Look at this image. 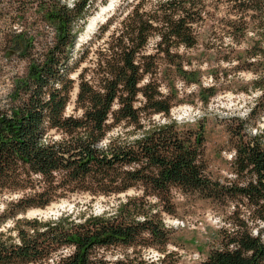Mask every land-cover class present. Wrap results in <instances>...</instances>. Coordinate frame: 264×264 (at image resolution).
I'll use <instances>...</instances> for the list:
<instances>
[{"label": "trees", "instance_id": "16d2710c", "mask_svg": "<svg viewBox=\"0 0 264 264\" xmlns=\"http://www.w3.org/2000/svg\"><path fill=\"white\" fill-rule=\"evenodd\" d=\"M0 1L1 42L28 60L12 103L0 109V195L17 194L0 209V264H178L172 253H164L170 233L161 216L174 212V188L219 201H245L247 219L264 225V132L232 135L237 179L222 183L207 174L203 128H180L169 116L177 102L172 78L191 72L182 51L197 44L189 24L201 14L198 2L140 0L118 10L103 26L102 35L107 34L98 37L102 42L93 57L81 53L73 69L82 61L88 64L76 70L75 81L68 68L74 24L84 20L92 0H76L72 7L60 0ZM229 1L255 25L251 47L260 45V51L250 57L264 60V0ZM40 22L53 28L54 37L37 52L32 31ZM245 28L228 33L245 38ZM254 73V85L264 91V71ZM75 83L80 114L66 115ZM214 88L201 92L212 96ZM261 101L264 93L255 105ZM130 189L141 190V198L119 203L111 215L27 216L30 209H44L77 192L107 196ZM149 196L156 199L153 204ZM233 215L232 229L220 231L219 246L200 264H264V227L253 233L238 209ZM114 246L154 247L163 255L110 260L104 251Z\"/></svg>", "mask_w": 264, "mask_h": 264}, {"label": "rangeland", "instance_id": "374dc122", "mask_svg": "<svg viewBox=\"0 0 264 264\" xmlns=\"http://www.w3.org/2000/svg\"><path fill=\"white\" fill-rule=\"evenodd\" d=\"M60 1L72 7L76 0ZM137 1L140 2V0H117L111 9L99 17L95 28L87 32L85 27L88 20L109 0L90 2L86 7L84 20L78 19L74 24L76 38L70 52L72 60L68 63L69 75L72 79L76 81L77 71L88 64L82 61L80 65L78 64V69H73L77 66L76 62L80 60L81 53L87 52L88 59L92 58V51L102 42L98 37H104L107 34L102 35L107 19L116 16L118 10L130 9ZM195 1L198 2L196 9L198 8L201 14L189 26L196 33L197 44L194 48L182 51L189 62L184 67L191 72L184 78L179 75L173 76L171 83L177 102L171 108L169 116L179 123L180 128H198L199 126L203 128L207 174L213 180L232 183L237 179L233 166L232 135L236 132L249 134L264 132V101L255 105L264 91L254 85L256 78L254 71L259 73L264 71V60L254 61L250 57L251 53L260 51V45H256V48L251 47L254 39L252 31L255 25L246 18L240 17L231 6V1ZM36 16L38 15L32 14L33 19ZM29 19L33 20L31 17ZM244 21L246 23L242 24ZM40 23L34 26L35 30L32 31L37 52L45 49L54 37L53 28L44 22ZM158 26L162 24L158 23ZM244 27L248 31L245 38L233 39L228 33L234 32L235 28ZM3 29L4 27L0 26V30ZM1 35L0 33V37ZM154 42V37L149 39V50L154 47ZM252 62L254 65H251ZM165 66L166 64L162 68ZM27 67L28 60L12 52L0 39V109H5L12 103L15 83L27 73ZM171 68L168 66V69ZM211 85L215 87L214 95L209 96V92H201L202 89ZM162 91L165 93L167 88L163 86ZM76 93L77 84L75 83L65 109L66 115L80 114V110L75 106ZM204 98H207V102H202ZM154 118L161 121L164 117L155 115ZM116 130L119 131L116 128L109 135L111 136ZM16 196L17 194L0 195V209L6 200ZM131 197L141 198V190L130 189L124 193L107 196L77 192L51 203L44 209H30L27 216L36 215L35 213H40L39 215L43 217L57 216L63 211H73L75 216L101 213L111 215L115 213L119 203H124ZM172 197L173 214L161 213L165 227L170 233L164 253H172L178 264H200L211 249L218 247L220 231L232 229L231 223L236 209L239 210L240 218L245 219L252 228L253 233H256L255 229L264 227L261 222H252L247 219L245 201L236 204L238 201L235 200L219 201L203 198L198 193H183L176 188L172 190ZM146 199L151 204L156 201L153 196ZM158 208L159 206L155 210ZM262 236L264 237V231ZM104 252L110 260L135 253L151 260H158L163 255L154 247H137L134 250L114 246Z\"/></svg>", "mask_w": 264, "mask_h": 264}, {"label": "bare ground", "instance_id": "6f19581e", "mask_svg": "<svg viewBox=\"0 0 264 264\" xmlns=\"http://www.w3.org/2000/svg\"><path fill=\"white\" fill-rule=\"evenodd\" d=\"M116 1L117 0H109V2L106 5L102 6L101 9L92 18H90V20H88V22L86 23L85 30L87 32H90L93 28H95V26L99 21V17L102 14H105L109 9H111Z\"/></svg>", "mask_w": 264, "mask_h": 264}, {"label": "water", "instance_id": "95a60500", "mask_svg": "<svg viewBox=\"0 0 264 264\" xmlns=\"http://www.w3.org/2000/svg\"><path fill=\"white\" fill-rule=\"evenodd\" d=\"M37 214H40V213H37Z\"/></svg>", "mask_w": 264, "mask_h": 264}]
</instances>
